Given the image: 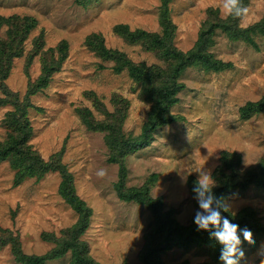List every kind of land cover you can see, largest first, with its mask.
<instances>
[{
	"label": "rangeland",
	"instance_id": "1",
	"mask_svg": "<svg viewBox=\"0 0 264 264\" xmlns=\"http://www.w3.org/2000/svg\"><path fill=\"white\" fill-rule=\"evenodd\" d=\"M242 2L249 15L237 18L235 24L252 29L248 33L254 44L235 39L223 28L211 30L205 51L225 66L181 70L176 80L178 100L167 111L175 120L158 125L151 141L129 153L123 163L124 189L148 188V195L161 203L162 215L170 211L183 226L195 224L197 212L203 211L190 184L197 180V171L206 169L213 176L223 151L241 155L240 169L264 158V110L248 117L241 111L248 103L264 100V0ZM222 3L0 0V41L9 30L10 36L17 35L29 24L21 43L15 38L20 54L11 60H6L8 53L4 55L7 69L0 68L6 70L0 74V145L9 137L12 115H23L31 129L26 143L30 151L47 162L59 159L65 166L76 194L92 209L78 240L93 264H147L142 253L153 246L163 264H225L208 245L185 247L166 230L153 238L162 224L148 204L120 197L116 184L122 176L121 164L111 160L108 141L139 139L150 113L164 105L160 90L169 85L167 77L176 67L170 52L192 50L206 22L218 17L228 22ZM166 13L175 25L167 35L162 23ZM139 32L159 34L162 39L135 38ZM104 50L120 55L121 63L141 66L151 75L150 81H137L127 64L115 71L118 61L104 57ZM45 64L57 68L46 85L38 87ZM105 119L111 125L114 120L113 126L121 132L89 125ZM18 169L9 160L0 162V264H24L14 252V243H20L22 253L29 256L64 248L61 239L70 236L66 231L78 221V213L60 195L58 171L41 178H19ZM101 170L104 177L97 175ZM222 203L234 215L244 209L255 211L264 225V187L232 189ZM240 236L244 256L237 254L234 259L238 264H261L264 234L253 233L252 244ZM78 259L69 248L44 264H82Z\"/></svg>",
	"mask_w": 264,
	"mask_h": 264
},
{
	"label": "trees",
	"instance_id": "2",
	"mask_svg": "<svg viewBox=\"0 0 264 264\" xmlns=\"http://www.w3.org/2000/svg\"><path fill=\"white\" fill-rule=\"evenodd\" d=\"M164 1L166 2V0ZM242 4L243 2L241 0V6H243ZM236 20L237 18L229 16L228 22L223 21L220 17L216 18V20H211V24L206 22L205 25L202 26L196 45L192 50L183 52L173 49L170 52L173 60L176 61V67L174 68L173 72L167 77L168 80L166 85H169L163 88L160 87V92H164V105L161 108H157L156 111L150 113L147 127H145L144 132L140 135L139 139H124V141L121 143L108 139L109 146L111 147V160H117L120 162L121 175L124 169L123 163L125 157L129 155V153L136 151L137 149L149 143L152 139V133L158 125L171 123L175 120L174 117L167 114V111L169 109V106L174 104L178 100L177 97H175L176 93L179 91V87L176 85V80L181 70L185 69L188 66H203L208 70H220L225 66L221 61L213 59L205 51L207 43L208 41H210L209 34L211 30L217 27L221 29L223 28L226 33H228L235 39H243L250 44H254L255 41L253 37L248 33L249 30L252 29H239L235 24ZM162 23L165 35L170 34V32L175 29V25L169 20L167 13L162 17ZM28 27L29 24L27 21V25L25 24V26L22 28L24 30L22 33L10 36L11 31L9 30L7 37H3V40L0 41V68H4L6 66L7 69V65L6 63H4V55H7L8 53V57L6 60H11L13 57L17 56L16 54H20L21 51H16L19 43H15V38H18L16 41L21 43L23 34L27 33ZM140 36L150 38L152 39V41L156 42H158L157 40L162 39L160 38L159 34L145 32H139L138 35H135V38H140ZM12 37L14 38L12 39ZM104 54V57L112 59L115 58L117 61L121 58V56L117 55V53H110L108 51H105ZM124 64H127L131 75L137 81H141L144 84L150 81L151 75L148 72L144 71L141 66L132 64L128 61H122V63L118 61L114 67L115 71H121L124 67ZM55 68H57L56 65H44L43 74L39 78L38 87H43L46 85L47 79L50 78V75ZM0 74L5 75L6 70H1ZM26 101L28 102V98H26ZM262 110H264V100L256 103H248L243 108H241V111H243L244 113L243 115H245L244 117H248L252 113H257ZM11 120L12 125L10 126L11 132L9 134V137L5 140L3 145H0V162L3 160H9L14 165V167H19L20 169H18L17 172L19 178L26 176H36L38 178H41L45 173H48L50 171H58L62 175V181L59 187L60 195L78 213L77 224H75L70 231H66V233L70 236L64 233L67 236L61 239V241L65 244L64 248L53 250L44 256H29L22 253L20 243H14V252L18 260L20 259V261H22L24 264H44L48 258L61 256L65 251L71 248L75 253V257H79L78 262L82 264H93L92 259L88 256V254L83 253L82 251L83 245L85 244L78 240L80 237L79 234H81L88 225L92 209L88 206L85 200H83L76 194L73 187L72 176L67 171L65 166L61 164L59 159H53L47 162L44 161L40 155H37L30 151V149L26 145L31 136V129L29 127L27 119L24 118L23 115L13 114ZM113 124L111 125L109 119H105L103 122H98L94 125L89 122V125L97 130L104 129L109 131L112 129L119 134L121 132L119 126L115 127L113 126ZM240 161V154L229 151L222 152L220 164L214 171L213 175L216 181V186L212 191V195L216 198L213 203V208L219 210L221 212V215L227 217L229 220H231L232 223L238 224L241 230V234L243 229L245 228L249 229L252 233L258 232L264 234V225H261L258 222L257 214L255 211L244 209L234 215L231 212H224L223 208L221 207L223 195L226 192L231 191L232 189L245 190L248 189L252 184L264 187V158H262L257 164H255V166L249 167L247 169H240ZM195 182L196 179H191V186L196 187ZM116 188L119 191L120 197L122 199H137L138 201L148 204L152 208L155 214V218H157V222H159V224H162L161 227H159V230L155 228V234L153 235V238H156V235L166 230L167 233L173 234L172 236L176 238V242L184 244L185 247H189L191 245H208L215 252L214 257H221L223 246L211 234V232L199 229L198 225L195 224H191L188 227L180 225L174 219L170 211L165 212L162 215L161 203L158 200H154L148 195V188L141 190H125L123 175L120 177L118 183L116 184ZM213 231H215V229H213ZM163 240L164 239H162V241H158V247L161 245ZM70 241L71 243H69ZM155 247L153 246L152 248H147L142 253V258L146 261L147 264H163L160 259V254L157 250L158 248L156 249ZM149 250L153 251L149 252ZM149 255L155 257H150Z\"/></svg>",
	"mask_w": 264,
	"mask_h": 264
},
{
	"label": "clouds",
	"instance_id": "3",
	"mask_svg": "<svg viewBox=\"0 0 264 264\" xmlns=\"http://www.w3.org/2000/svg\"><path fill=\"white\" fill-rule=\"evenodd\" d=\"M222 14L243 20L249 15V8L241 6V0H223ZM197 173L198 178L195 182L196 187L193 191L196 192L199 207L203 211L197 212L195 224L198 225L199 229L211 232L223 246L220 258L225 264H238V261L234 259V257H236L237 254H239L240 257L244 256L243 251H241L239 247L242 244L239 225L232 223L227 217L222 216L219 210L213 208V203L216 198L212 195V191L216 186V181L211 171L202 169L197 171ZM105 174L103 170L97 173L100 177H104ZM182 179L186 181L185 176L182 177ZM221 207L224 212H230L229 205L222 203ZM213 229H215V231H213ZM242 235L244 241L250 244L254 243L253 233L249 229H243ZM259 254L264 256V250ZM261 264H264V261H262Z\"/></svg>",
	"mask_w": 264,
	"mask_h": 264
}]
</instances>
